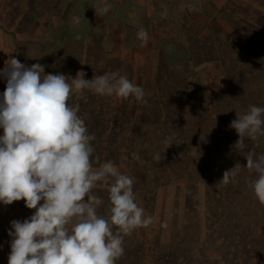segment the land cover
I'll use <instances>...</instances> for the list:
<instances>
[{
    "label": "rangeland",
    "instance_id": "rangeland-1",
    "mask_svg": "<svg viewBox=\"0 0 264 264\" xmlns=\"http://www.w3.org/2000/svg\"><path fill=\"white\" fill-rule=\"evenodd\" d=\"M144 90L147 103L107 104L110 116L87 121L95 163L130 175L152 217L125 236L116 264H264V204L249 187L256 174L242 168L234 183L219 182L247 165L231 148L239 136L230 122L264 107V0L213 3L176 51H163ZM246 143L264 154V135ZM93 192L107 216L108 186Z\"/></svg>",
    "mask_w": 264,
    "mask_h": 264
},
{
    "label": "clouds",
    "instance_id": "clouds-1",
    "mask_svg": "<svg viewBox=\"0 0 264 264\" xmlns=\"http://www.w3.org/2000/svg\"><path fill=\"white\" fill-rule=\"evenodd\" d=\"M111 7L106 4L100 11L107 13ZM137 38L143 46L148 44L143 27ZM85 75L83 71L75 77L46 74L44 65L27 66L13 56L0 71L6 80L0 94L4 132L0 136V203L23 200L35 210L23 221L10 222L8 264H116L125 251V236L152 223L136 202L130 175L120 172L112 161L94 170L91 142L95 136L78 115L80 105L69 103L82 90L134 97L143 103H147L146 92L119 71L95 74L92 79ZM236 114L229 127L239 139L231 148L246 157L247 165L236 163L219 182L234 183L242 168H247L256 174L249 187L264 204V154L257 156L246 143L264 135V107L251 105L245 114ZM98 183L108 186L107 216L98 214L103 204L93 192Z\"/></svg>",
    "mask_w": 264,
    "mask_h": 264
},
{
    "label": "crops",
    "instance_id": "crops-1",
    "mask_svg": "<svg viewBox=\"0 0 264 264\" xmlns=\"http://www.w3.org/2000/svg\"><path fill=\"white\" fill-rule=\"evenodd\" d=\"M222 1L0 0V71L13 56L27 66L44 65L46 74L75 77L83 71L86 79H92L95 74L119 71L146 89L159 70L163 51H176L187 30L197 29V22L204 23L209 7ZM106 4L112 7L101 13ZM140 27L149 35L146 46L137 38ZM53 64L56 66L52 67ZM0 87L2 94L6 89L3 77ZM134 99L82 90L75 92L69 103L80 105L78 115L84 119L89 134H94L87 121L110 116L107 104H131ZM3 134L0 129V136ZM91 144L96 152L95 142ZM91 160L93 168L99 167L93 157ZM34 212L23 200L11 205L0 203L1 264H8L11 251L10 222L23 221Z\"/></svg>",
    "mask_w": 264,
    "mask_h": 264
}]
</instances>
